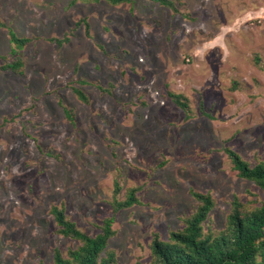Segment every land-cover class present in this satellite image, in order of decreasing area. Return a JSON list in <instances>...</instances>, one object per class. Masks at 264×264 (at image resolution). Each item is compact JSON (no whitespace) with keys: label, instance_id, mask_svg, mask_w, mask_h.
Returning <instances> with one entry per match:
<instances>
[{"label":"rangeland","instance_id":"1","mask_svg":"<svg viewBox=\"0 0 264 264\" xmlns=\"http://www.w3.org/2000/svg\"><path fill=\"white\" fill-rule=\"evenodd\" d=\"M175 1L0 0V264H52L79 245L53 205L97 234L116 179L120 199L142 187L115 214L117 264H149L154 234L196 210L192 190L213 196L212 229L234 197L264 199L225 151L264 159V0ZM10 30L30 41L15 48ZM19 55V72L1 69Z\"/></svg>","mask_w":264,"mask_h":264},{"label":"trees","instance_id":"2","mask_svg":"<svg viewBox=\"0 0 264 264\" xmlns=\"http://www.w3.org/2000/svg\"><path fill=\"white\" fill-rule=\"evenodd\" d=\"M100 1V0H96ZM111 4H120L130 0H106ZM177 11L175 0H151ZM4 23L0 20V28ZM11 42L15 48L21 49L30 41L27 37H19L10 30ZM61 45L65 39H54ZM16 52V49L14 50ZM18 59L1 66L2 70L19 72L25 62L22 55ZM100 86V85H99ZM103 88L102 86H100ZM76 94L85 102L87 94L80 88H74ZM169 96L182 109L189 113L190 107L180 93L169 92ZM67 116L73 120L72 111L65 109ZM225 151L232 162V168L238 175L253 181L264 193V159L252 164L231 147ZM141 186L130 187L123 199L118 197L121 184L115 180V189L111 201L114 214L104 219L100 231L91 235L79 228L70 219L65 207L53 205L50 209L58 225L57 231L79 241L76 248L69 249L66 254L59 248L54 249L52 264H117V256L108 249L109 241L115 236V214L125 208L139 203ZM198 205L196 210L183 219V226L172 230L167 240L154 234L151 244L152 260L149 264H264V199L253 205L234 197L226 222L221 229L206 226L215 200L210 192L191 191ZM37 264H46L43 261ZM136 264H146L138 261Z\"/></svg>","mask_w":264,"mask_h":264}]
</instances>
